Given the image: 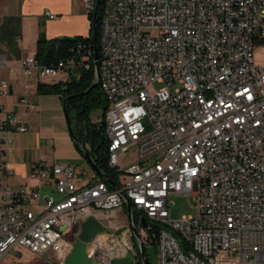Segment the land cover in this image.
Here are the masks:
<instances>
[{
    "label": "built area",
    "instance_id": "obj_1",
    "mask_svg": "<svg viewBox=\"0 0 264 264\" xmlns=\"http://www.w3.org/2000/svg\"><path fill=\"white\" fill-rule=\"evenodd\" d=\"M94 2L84 0L87 13ZM106 2L97 63L108 165L118 184L100 177L77 184L67 161L31 164L30 176L59 195L46 194L41 204L39 188L0 183V260L21 247L51 251L64 264L81 223L101 212L111 219L120 208L124 224L111 228L125 229L96 235L86 253L97 264L126 258L134 236L123 194L145 245L152 225L142 226L143 215L166 227L156 264H264V58L254 53L264 46V0ZM81 48L56 65H40L34 53L20 65L40 76L88 68L93 52ZM153 81L163 86L151 92ZM9 94L0 76V97ZM5 129L27 128L12 114L0 115V176L13 173L2 161ZM121 165L131 173H121ZM172 195L192 197L195 213L172 218ZM186 244L197 245L198 254L186 252Z\"/></svg>",
    "mask_w": 264,
    "mask_h": 264
},
{
    "label": "crops",
    "instance_id": "obj_2",
    "mask_svg": "<svg viewBox=\"0 0 264 264\" xmlns=\"http://www.w3.org/2000/svg\"><path fill=\"white\" fill-rule=\"evenodd\" d=\"M83 2L84 0H0V76L10 84V94L0 97V115L12 114L27 128L23 132L5 129L1 133L5 140L2 161L13 173L0 176V183L11 190L20 185L39 188L40 204L43 197L52 192V188L48 183L30 176L31 164L34 162H70L77 170L80 184L93 182L99 177L95 176L94 170L78 151L69 134L61 95L37 92L38 83L56 81H50L36 72L26 73L20 65L24 57L35 52L40 34L47 39L87 35L90 21ZM45 12L54 17H47ZM20 99H24L26 104L20 103ZM124 211L125 208L111 210L110 213L115 215L111 219L101 212L97 218L107 229L115 225L121 226L124 219L119 214L124 215ZM15 249V254L18 255L25 248ZM11 251L1 261L8 258Z\"/></svg>",
    "mask_w": 264,
    "mask_h": 264
},
{
    "label": "trees",
    "instance_id": "obj_3",
    "mask_svg": "<svg viewBox=\"0 0 264 264\" xmlns=\"http://www.w3.org/2000/svg\"><path fill=\"white\" fill-rule=\"evenodd\" d=\"M102 5L103 1L101 0L99 12L97 14L98 55ZM87 14L90 21V28L88 34L85 36L77 35L72 37L47 39L40 34L37 38L35 52L33 55L35 60L42 66H51L56 65L59 61L68 60L72 57L76 58V47L79 44L82 48H84V46L86 48H91L93 52V40L91 37V21L93 12H89ZM92 57L93 54L92 56L90 55L88 58H85V60L88 59L89 61H92ZM67 73L68 77L65 80H59L54 83H38L37 92L39 94H60L62 99L74 95L66 102L72 132L76 139L87 148L98 169L102 173L108 174L111 181L118 184L117 171L108 165V138L105 131V112L107 109L106 98L99 84L92 88L89 92L79 95L80 92L86 90L94 81V63L91 62L88 68L77 67V69L73 71L68 70ZM92 116L95 117L94 120H92ZM75 146L78 151L82 153V150L77 142H75ZM94 174L98 177L96 172H94ZM103 180L106 181V179ZM107 184L111 187L108 182ZM133 217L134 222H136L137 216L134 215ZM143 217L152 225V228L148 229L146 232V245L144 246L148 264H151L147 251V245H151L153 251L155 252L158 234L161 227L158 224L151 223L145 215H143ZM133 242L136 251L135 264H141L135 239H133Z\"/></svg>",
    "mask_w": 264,
    "mask_h": 264
},
{
    "label": "water",
    "instance_id": "obj_4",
    "mask_svg": "<svg viewBox=\"0 0 264 264\" xmlns=\"http://www.w3.org/2000/svg\"><path fill=\"white\" fill-rule=\"evenodd\" d=\"M100 3L101 0H95V7L92 15V21H91V28H92V40H93V57H94V74L95 78L92 84L84 91L80 92L79 95L85 94L89 92L92 88L96 87L99 84V71H98V63H97V58H98V47H97V14L99 12L100 8ZM68 96L63 99V110H64V115L66 118L67 126H68V131L70 136L73 138L75 142H77L82 150V155L85 158V160L88 162V164L91 166V168L98 174V176L102 179H106V181L111 185V187L116 188V184L111 181L109 178L108 174L102 173L98 167L96 166L95 162L91 158L87 148L80 143L76 137L74 136L71 128V122L69 119L68 111L66 108V102L68 101L69 98L73 97ZM125 207H126V212L129 217V223L133 232V236L136 242V246L141 258V264H148V260L145 254V249H144V242L142 241L141 237L139 236L137 230L132 224L131 221V211H132V203L131 200L126 196L123 195ZM142 226L146 227L147 221L144 217L141 219ZM106 231L104 225L95 217H88L85 219L81 225L80 229L77 235V239L75 241V245L73 249L70 251V253L66 256L64 259V264H97L95 260H90L87 256L86 253V243L94 238L96 235L104 233ZM111 234V233H110ZM111 264H128V261L124 257H114L111 260Z\"/></svg>",
    "mask_w": 264,
    "mask_h": 264
},
{
    "label": "rangeland",
    "instance_id": "obj_5",
    "mask_svg": "<svg viewBox=\"0 0 264 264\" xmlns=\"http://www.w3.org/2000/svg\"><path fill=\"white\" fill-rule=\"evenodd\" d=\"M254 53H255L256 59L258 61H261L264 58V46L257 48ZM44 77L49 78L50 81H59V80H65L68 77V73L67 72H56V73H52V74H47ZM162 86H163L162 83L157 82V81H153L149 85V90L151 92H155L157 89H159ZM94 119H95V117L92 116V120H94ZM127 155L130 157L132 156L131 154H127ZM122 157H121V159H122ZM89 171H90V169H89ZM75 181L77 184H80L78 179H76ZM50 194H52L54 197L59 196L56 192H51ZM169 199L173 202V204L171 205V217L172 218H178V217L185 215V214L195 213V203H194L192 197H188L186 195H172V196H170ZM119 216L124 219L123 215L119 214ZM124 221H125V219H124ZM124 229H125V227L116 228V229L108 228L106 231L107 232H113V233L116 232V233L120 234L122 232V230H124ZM143 231L144 230L141 229V232H143ZM131 241H132V239H131ZM132 250L134 253L129 252V254L126 255V258L128 260V264H135V262H136V259H135L136 251H135V246H134L133 242H132ZM20 251H21V254H18V255L15 254L16 249L11 251L8 254L9 255L8 258L3 259L2 261L0 260V264H57L58 263L56 255L51 251H47L44 255H36V254L28 252L25 249L20 250ZM147 251H148V255H149L151 264H156V262H157L156 249L154 252L152 246L147 245ZM243 264H246V263H243ZM248 264H250V263H248ZM257 264H261V263H257Z\"/></svg>",
    "mask_w": 264,
    "mask_h": 264
},
{
    "label": "bare ground",
    "instance_id": "obj_6",
    "mask_svg": "<svg viewBox=\"0 0 264 264\" xmlns=\"http://www.w3.org/2000/svg\"><path fill=\"white\" fill-rule=\"evenodd\" d=\"M102 17L100 22V27L103 26V19H104V9H107V2L106 0H102ZM101 4V3H100ZM95 7V2H94ZM121 173H131V166H121ZM166 238V227H161L158 234V239H165ZM124 241H128L126 237H123ZM119 249L123 251L121 246H118ZM186 252L190 254H198V247L195 244H186Z\"/></svg>",
    "mask_w": 264,
    "mask_h": 264
}]
</instances>
